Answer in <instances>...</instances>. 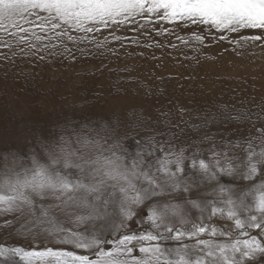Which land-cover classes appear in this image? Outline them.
I'll return each mask as SVG.
<instances>
[{"label": "snow or ice", "instance_id": "obj_1", "mask_svg": "<svg viewBox=\"0 0 264 264\" xmlns=\"http://www.w3.org/2000/svg\"><path fill=\"white\" fill-rule=\"evenodd\" d=\"M160 24L172 48L264 50V0H0V47L22 56L75 60L80 44ZM128 117L0 149V264H262L264 100L191 121Z\"/></svg>", "mask_w": 264, "mask_h": 264}, {"label": "rangeland", "instance_id": "obj_2", "mask_svg": "<svg viewBox=\"0 0 264 264\" xmlns=\"http://www.w3.org/2000/svg\"><path fill=\"white\" fill-rule=\"evenodd\" d=\"M163 27L120 30L117 34L126 39L104 48L80 44L83 52L73 48L75 60L59 49L55 55L22 56L15 46L11 51L0 47L9 57L0 55V149L30 150L42 130L58 125L68 124L71 130L89 120L95 125L116 117L130 119V112L153 123H175L221 104L264 100V50L259 46L234 51V42L209 38L203 51L172 48L169 41L178 43L175 37L156 35L155 29ZM0 40L9 37L0 34Z\"/></svg>", "mask_w": 264, "mask_h": 264}]
</instances>
